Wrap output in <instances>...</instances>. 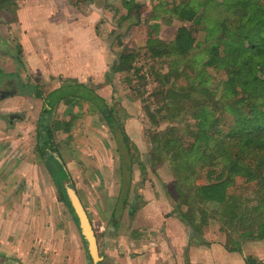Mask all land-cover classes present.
<instances>
[{"label": "rangeland", "instance_id": "obj_1", "mask_svg": "<svg viewBox=\"0 0 264 264\" xmlns=\"http://www.w3.org/2000/svg\"><path fill=\"white\" fill-rule=\"evenodd\" d=\"M125 2H130L132 7L139 6L128 19ZM64 3L78 8L85 15L81 17L83 21L92 12L99 11L97 33L103 37L115 62L123 53L135 56L128 72L116 74L113 80L105 77L97 80L99 93L125 117L124 126L131 140L134 161L131 184L127 151L123 145L116 144L99 115L87 111V107L76 108L81 115L73 119L72 109L65 106L59 107L54 115L55 122L71 124V129H65L55 123V139L93 224L103 258L98 264H117V258L124 257L123 248L130 245L131 235L140 234L135 221L147 205L142 190L148 189L150 198L166 195L172 202L171 214H179L181 210L192 215L199 225L202 212H206L211 220L205 230H220L221 223L214 215L223 212L229 215L227 209L234 208L233 212L239 213L250 209L254 211L250 212L252 215L258 207L264 211L263 154L257 150L242 152L230 136L234 116L226 110H230L235 99L224 95V82L228 79L224 62L228 61L224 45H219L218 40L219 23L226 17L223 0H65ZM182 7L197 12V23L182 22L175 17V10ZM3 17L9 20L8 12ZM5 21L0 14V24L4 25L2 36L10 39L12 35L6 32L9 28ZM183 26L193 31L196 46L187 55H178L171 43ZM82 29L84 33L88 30ZM39 32L42 33L41 28ZM160 40L165 44L162 47ZM16 41H12L13 48H17ZM215 45L221 46V61L209 67L206 63L212 58L211 50ZM154 50L162 54L153 53ZM60 82V78L47 81L37 74L30 79L35 89L45 96ZM31 99V106L19 99L11 110L22 120L15 121L19 125L17 134L1 143V155L6 157L15 148L18 154L7 158V168L0 174V181L8 179L10 173L6 170L11 163L15 165L17 159L20 173L13 185V197L18 196L19 212L24 207L28 213L42 216L33 223L42 232L33 241L35 262L94 264L75 214L60 201L57 186L36 154L37 117L43 103L37 98ZM255 103L264 108V98L257 97ZM205 118L221 120L217 131L207 135L200 131L197 123ZM5 119L8 121V117ZM209 128L210 125H205L201 130ZM14 141L17 145H13ZM225 150L231 156L230 164L237 161L246 170L251 166L257 179L248 180L242 168L243 173L237 174L229 188V206L200 204L194 197L196 188L207 183L211 159L219 166L216 170L227 164ZM24 165L29 166L28 170L33 166V171L30 174L23 171L21 175ZM124 196L128 205L123 212L116 211L114 219L116 203L120 204L117 200ZM234 222L226 225V232L220 231L229 247L244 241L235 233V226L239 227ZM248 228L244 224V230Z\"/></svg>", "mask_w": 264, "mask_h": 264}, {"label": "crops", "instance_id": "obj_2", "mask_svg": "<svg viewBox=\"0 0 264 264\" xmlns=\"http://www.w3.org/2000/svg\"><path fill=\"white\" fill-rule=\"evenodd\" d=\"M60 1L15 0L9 20L3 17L6 12L0 8L2 18L7 20L3 22L9 28L6 32L12 35L10 39L2 36L4 25L0 24V146L17 134L19 125L15 121L22 120L20 115L11 112L13 107L19 99L29 107L31 98H36L35 87L30 83L34 74L47 81L61 79L50 92L60 88L68 78L96 87L98 93V78L113 80L116 75L112 72L115 58L97 33L99 11L92 12L83 21L81 17L85 15L78 8ZM82 28L88 29L87 34ZM13 36H16L17 48L12 46ZM13 116L17 118L11 120ZM1 150L0 147V174L7 168V158L18 154L15 148L3 157ZM28 167L23 166L21 175L23 171L26 174L33 171V166L31 170ZM19 169L16 159L15 165L11 163L6 170L10 180L0 181V264H33V241L42 235L41 229L33 225L42 216L28 213L24 207L20 213L18 196L13 197ZM141 193L147 205L135 221L140 234L131 235L130 245L123 248L124 257L117 258V264H246L247 257L264 264V240H244L241 252H230L219 228L205 230L198 237L177 214H171L172 202L166 195L150 198L148 189ZM189 219L198 224L193 216L189 215ZM34 264L44 262L38 260Z\"/></svg>", "mask_w": 264, "mask_h": 264}, {"label": "trees", "instance_id": "obj_3", "mask_svg": "<svg viewBox=\"0 0 264 264\" xmlns=\"http://www.w3.org/2000/svg\"><path fill=\"white\" fill-rule=\"evenodd\" d=\"M14 1L0 0V8L11 14L14 11ZM10 6L11 8H9ZM125 6L128 8L129 13L126 19L130 18L133 9H139L137 5L132 7L130 2H125ZM222 7L224 8L226 17L219 23L221 36L218 40L219 45H224L223 50L224 54H227L226 59L228 61V63L224 62V64H227L228 79L224 82L223 90L225 91V96L235 99L233 105L230 106V110H226L233 113L234 116V125L231 128L230 136L235 140L236 146L242 152L257 150L264 157V108L262 109L255 103L257 97L264 98V0H223ZM174 13L175 17L182 22L197 23L198 21V14L192 8H178ZM160 41L158 43L161 47L164 46L165 44ZM195 46L196 39L193 31L186 26L178 29L176 37L173 43H171L172 49L178 55H187ZM220 50L221 46L215 45L212 48V58L206 63L207 66L211 67L219 64L221 61ZM153 53H156V51L154 50ZM156 54L160 55L162 53L157 52ZM134 58L133 53L121 54L114 63L112 72L115 74L128 72ZM33 95L43 102L37 122L36 154L40 161L44 163L53 182L56 184L60 201L66 204L73 214L75 212L66 195L62 180H68L75 189L76 187L69 169L61 156L58 143L55 139L54 128V124L56 123L58 127L71 129V124L69 122H55L54 115L59 107L65 106L67 109H72L70 115L73 119H78L81 115L75 109H83L85 107H87V111H93L94 114L101 117L116 144L118 146L120 144L123 145L127 151L131 184L134 161L131 154V140L124 126L125 117L120 112H116V108L112 107L98 93L96 87L67 79L62 82L60 88L50 92L46 96L38 88L35 89ZM220 122L221 120L218 118L215 120L214 118L213 120L205 118L201 122H198L197 126L200 131H204V135H207L208 132L217 131V125ZM205 125L206 127L210 125L209 130H201V127H205ZM212 136H215V134ZM193 147L198 148L197 145ZM218 149L221 152V148L219 147ZM211 152H213L212 149L210 150ZM224 154L227 158V164L221 170H216L219 169V166L213 164V159L208 163L211 168L207 175V183L198 186L194 194V197L200 204H212L218 207H227L231 204L229 188L237 174L243 173L242 168L244 166L238 164L237 161L230 164V154L226 150ZM244 170L247 173L248 180L255 181L257 179L255 171L251 166H248L247 170ZM117 202H120V204L116 203L113 218L116 211L123 212L128 205L127 196L120 198ZM184 203L187 204V201ZM233 210L234 208L229 211L228 209L226 210L230 213L229 215L224 212L214 215L218 218V222L221 223L220 231L226 232V225L229 224L228 226H230V223L235 221L234 223H238L239 228L237 229V226H235L234 231L235 233L238 232V236L242 237V239L264 240V211H262L261 207L256 208L253 215L250 213L253 210L250 209H246L241 213L237 211L233 212ZM178 213L179 218L198 237L203 235L205 228L208 227L211 220V217L206 212H202V224L199 225L189 219L190 214L182 213L181 210ZM76 222L79 223L77 217ZM244 224L249 227L246 231L244 230ZM226 247L230 252H241V243H237L234 247L227 245ZM245 260L246 264H263L252 257H247Z\"/></svg>", "mask_w": 264, "mask_h": 264}, {"label": "water", "instance_id": "obj_4", "mask_svg": "<svg viewBox=\"0 0 264 264\" xmlns=\"http://www.w3.org/2000/svg\"><path fill=\"white\" fill-rule=\"evenodd\" d=\"M15 118L17 117L13 116L11 120ZM62 184L69 199V202L75 212V216L78 219L79 229L84 238V241L87 243L89 255L93 263L98 264L103 260V258L100 256L99 253V245L96 233L88 215V212L84 207L82 200L77 193V190L72 186V184L68 180H62Z\"/></svg>", "mask_w": 264, "mask_h": 264}]
</instances>
